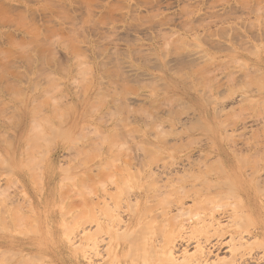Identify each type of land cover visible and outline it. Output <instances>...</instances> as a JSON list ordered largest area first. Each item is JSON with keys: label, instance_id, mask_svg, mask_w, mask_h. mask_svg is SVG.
Returning <instances> with one entry per match:
<instances>
[{"label": "rangeland", "instance_id": "rangeland-1", "mask_svg": "<svg viewBox=\"0 0 264 264\" xmlns=\"http://www.w3.org/2000/svg\"><path fill=\"white\" fill-rule=\"evenodd\" d=\"M159 222L264 264V0H0V264H142Z\"/></svg>", "mask_w": 264, "mask_h": 264}, {"label": "bare ground", "instance_id": "bare-ground-1", "mask_svg": "<svg viewBox=\"0 0 264 264\" xmlns=\"http://www.w3.org/2000/svg\"><path fill=\"white\" fill-rule=\"evenodd\" d=\"M241 126H243V125H241ZM245 128H246V127H245ZM242 130H243V129H242ZM244 130H245V129H244ZM175 173H176V171H175ZM168 174H169V173H168ZM238 174H239V173H238ZM241 175H242V174H241ZM245 175H248V174H245ZM251 175H253V174H251ZM197 177H198V176H197ZM234 177H236V176H234ZM242 177H243V176H242ZM237 178H239V177H237ZM247 178H248V177H247ZM195 180H197V179H195ZM235 180H236V179H235ZM257 180H258V179H257ZM209 183H210V182H209ZM216 183H217V182H216ZM115 188H117V189H115ZM179 188H180V187H179ZM181 188H182V187H181ZM181 188H180V189H181ZM183 188H184V187H183ZM114 189H115V190H118V187L116 186V187H114ZM184 189H185V188H184ZM184 189H183L182 191H184ZM104 190H105V189H104ZM110 191H111V190H110ZM182 191H181V192H182ZM112 192H113V191H112ZM108 193H109V191H108ZM109 194H112V193H109ZM113 194H114V193H113ZM113 194H112L111 196H115V197H112V199L115 200L114 203L116 202L117 199H118V202H116V204H114V206H112V208H113V207L116 208L117 203H119V202L121 201V200H119V196H118L117 198H116V196L119 195L120 193H119V194L116 193L117 195H116V194L113 195ZM127 194H128V192H127ZM179 194H183V195H184L183 192H182V193H178V195H179ZM105 195H106V194H105ZM105 195H104V196H105ZM107 195H108V194H107ZM123 195H125V194L123 193ZM175 195H176V194H175ZM126 196L128 197V195H126ZM129 196H130V195H129ZM131 196H132V195H131ZM109 197H110V196H109ZM109 197L107 196V198H109ZM134 197H135V196H134ZM182 197H185V195L182 196ZM182 197H181V198H182ZM130 198H131V197H130ZM130 198H129V199H130ZM175 198H176V197H175ZM181 198L179 197L178 199L181 201ZM120 199H121V198H120ZM129 199H128V203H129L128 208H129V206L131 205V202H129ZM131 199H132V198H131ZM178 199H174V201H175V200H178ZM104 200H105V199H104ZM109 200H110V199H109ZM109 200H108V202L105 200V202L108 204V203H109ZM111 201H112V200H111ZM122 201H123V199H122ZM132 201H133V200H132ZM135 201H136V199H135ZM146 201H147V200H146ZM133 202H134V201H133ZM148 202H149V200L147 201V203H148ZM172 202H173V201H172ZM106 203H105V204H106ZM110 203H112V202H110ZM120 203H121V202H120ZM135 203H136V202H135ZM135 203H133V205L130 207V211H132V210H131L132 207H134V206L137 204V203H136V204H135ZM140 203H141V202H140ZM147 203H146V204H147ZM173 203H174V202H173ZM173 203H172V204H173ZM105 204H104V206H108L107 204H106V205H105ZM121 204H122V203H121ZM123 204H124V202H123ZM134 204H135V205H134ZM172 204H171V205H172ZM176 204H177V201H176ZM240 204H241V203H240ZM111 205H112V204H111ZM137 205H138V204H137ZM144 205H145V204H144ZM109 206H110V205H109ZM123 206H124V205H123ZM145 206H146V205H145ZM177 206H180V205H179V202H178ZM181 206H182V202H181ZM183 206H184V205H183ZM183 206H182V207H183ZM148 207H149V206H147V208H148ZM174 207H176V205H175ZM240 207H241V206H240ZM112 208H111V209H112ZM139 208H140V207H139ZM169 208H170V207H169ZM169 208H168V209H169ZM176 208H178V207H176ZM241 208H242V207H241ZM106 209H107V210H106ZM111 209H110V211H111ZM142 209L144 210V208H142ZM145 209H146V208H145ZM150 209H151V208H150ZM172 209H173V207H172ZM180 209H181V207H180ZM180 209H179V212H178V210H175V211L178 212V213H180L179 216L181 217V215H182L181 212L184 213V211H181V212H180ZM105 210L108 212V211H109V207H107V208L105 207V208H104V211H105ZM114 210H115V209H114ZM128 210H129V209H128ZM143 210H142V211H143ZM151 210H152V209H151ZM184 210H186L185 212H187L188 209H184ZM117 211H118V210H116V213H117ZM130 211H129V212H130ZM133 211H135L134 208H133ZM133 211H132V213H133ZM142 211H141V212H142ZM146 211H147V210H146ZM164 211H165V210H164ZM149 212H150V210H149ZM149 212L147 211L146 214H147V215L150 214ZM105 213H106V212H104V214H105ZM114 213H115V212H114ZM116 213H115V214H116ZM143 213H144V215H146V214H145V211H143ZM163 213H164V212H163ZM167 213H168V211H167ZM174 213H175V212H174ZM178 213H175V215H174L173 217H172L173 214L171 213V214H172L171 217H172V220H173V221H174L176 215H177L176 217H178ZM109 214H110V213H109ZM109 214H107V215L110 216ZM112 214H113V212H112ZM157 214H158V213H157ZM184 214L186 215L187 213H184ZM184 214H183V215H184ZM105 215H106V214H105ZM105 215H104V216H105ZM107 215L105 216L106 219L104 218V237L108 235V239H109V237L112 238V237L114 236V233L117 232V231L119 230V229H115L117 226H119V225H116V223L119 224V222H120V224H121L122 222H121V219H120V220H117V221H119V222H117L116 220L114 221V219H118V218H116V217H115V218H109ZM117 215H118V213H117ZM117 215H116V216H117ZM150 215H151V214H150ZM158 215H159V214H158ZM183 215H182V217H184ZM139 216H143V214L141 213V215H139ZM152 216H153L152 218H151V216H150L151 219H150V220H147V222L149 221V222L152 223L151 220H153V222H154V219H155L157 216H156V217H155V215H152ZM159 216L162 217L163 214H161V215H159ZM164 216H166V215H164ZM186 216H187V215H186ZM210 216H211V215H210ZM117 217H118V216H117ZM171 217H170V218H167V219L169 220V223H170V221H171ZM128 218H129V217H128ZM157 218H159V217H157ZM178 218H179V217H178ZM123 219H124V218H123ZM123 219H122V220H123ZM140 219H141V217H140V218L138 217V221H139ZM176 219H177V218H176ZM142 220H143V219H142ZM163 220L166 221L165 218H163ZM168 220H167V221H168ZM184 220H185V219H184ZM188 220H189V219H188ZM190 220H191V219H190ZM197 220H199V218H198ZM201 220H203V218H201ZM201 220H200V221H201ZM205 220H206V219H205ZM207 220H208V219H207ZM209 220H210V218H209ZM209 220H208V221H209ZM133 221H135V220H130V223H129L127 226H125L126 229H127V232H124V233H127V234H128V235H126L127 237H128L129 235H130V236L132 235V236L134 237V235L132 234L133 232H131V229H133V227H134ZM160 221H161V220H160ZM165 221H162V222H165ZM167 221H166V223H163V225H164V224H167ZM208 221L206 222V221L203 220V221H202L203 223L201 222V224H202V225L204 224V226H205V224H207ZM212 221H213V219H212ZM114 222H116V223H114ZM175 222H177V221L175 220ZM175 222H174V224H175ZM180 222H181V221H180ZM183 222H184V221H182L181 224H183ZM195 222H196V221H195ZM204 222H205V223H204ZM210 222H211V221H210ZM210 222H209V223H210ZM123 223H124V222H123ZM172 223H173V222H172ZM172 223H171V224H172ZM188 223H189V222H188ZM209 223H208L207 225H209ZM217 223H218V222H217ZM124 224H125V223H124ZM149 224H150V223H149ZM153 224H154V223H153ZM174 224H173V225H174ZM181 224H178V226H176V227H178V228H176L175 231H177L178 229H181V226H182L183 233H184V230H185V232H186L187 230L184 229V226L181 225ZM191 224H192V223H191ZM214 224H215V222H214ZM158 225L161 226L160 222L156 225V228H157V229L159 228V229H158L159 232L157 233V236H158V234H160V236H158V237L160 238V241L163 240V239H165L166 241H162V243H163V242H164V243L161 244V242L159 241L158 237H157V238L155 237V240L158 239L157 242L161 244V245H159L157 242H155L154 240H152V239H150V238L148 237L149 240H150V243H149V246H148V247H149V250H148V251H147V250H144V249L146 248V246H145V248L143 247V246L145 245V242H141L140 237H138L139 239L137 238V240H136L135 238L131 237V239L136 240L137 242H141V243H143V244H141V245H143V246H142L143 248L141 247V248H142V249H141V252L144 251V257L146 256V258L143 257V254H142V255L140 254V255H141V256H140V260L143 258L142 260L144 261V262L141 261L140 263H142V264H143V263H145V264H163V263H165V264H181V263H182V264H183V260H182V258H183L184 261L186 260V264H193V263L195 264V263L197 262L196 257L198 256V253H197V256H196V257H195V255L193 256V253H192L191 255L185 253V252L187 251V250H186V246L183 247V248H185V250H186L185 252H183L184 250L182 251L183 248H182V249L180 248L181 250H180L179 254L181 253V257H182V258H181V261H182V262H181V263H180V262L177 263V262H178V261L176 260L177 258L175 259L174 256H175V253L177 252V249H178V248H177L176 251H175V247H176V246L174 245L175 243H174V244L172 243L173 240L170 241L171 236H170V238H168V237H166V238H161V235H162V233L164 232V230H163V232H162V231L160 232V228H162V227H160V226L157 227ZM163 225H162V226H163ZM173 225H172V226H173ZM176 225H177V224H176ZM179 225H180V226H179ZM207 225H206V226H207ZM114 226H116V227H114ZM137 226H138V225H137ZM172 226L170 225L169 228L172 227ZM197 226H200V223H199ZM197 226H196V227H197ZM206 226H205V227H206ZM210 226H211V223H210ZM210 226H209V228H208V226H207L206 228H204V227H202V226H201V227L204 228V230L208 229L207 231L210 232V231H209ZM121 227H122V226H121ZM125 227H124V229H125ZM164 227H165V225L163 226V229H164ZM167 227H168V226H167ZM185 227H186V226H185ZM196 227H195V228H196ZM117 228H119V227H117ZM174 228H175V227H174ZM191 228L193 229V227H191ZM199 228H200V227H199ZM202 228H200L199 231H201ZM215 228H216V227H215ZM124 229H123V230H124ZM135 229H137V227H136ZM135 229H134V231H135ZM147 229H148V228H146V230H147ZM150 229L152 230V227L149 228V230H150ZM157 229H156V232L158 231ZM166 229L168 230V228H166ZM170 229H172V228H170ZM211 229H212V228H211ZM213 229H214V228H213ZM217 229H218V228H217ZM217 229H214V231H216ZM123 230H120V233H119V234H121V233H122L121 231H123ZM138 230H139V229H138ZM138 230H137V232H138ZM144 230H145V229H144ZM193 230H194V229H193ZM195 230H196V229H195ZM129 231H130V233H128ZM153 231H154V230H153ZM153 231H152V234L155 233V231H154V232H153ZM170 231H171V230H170ZM178 231H179V230H178ZM178 231H177V233H178ZM188 231H189V233H190V229H189ZM211 231H212V230H211ZM214 231H213V232H214ZM217 231H218V230H217ZM217 231H216V233H217ZM173 232H174V231H173ZM194 232H196V231H193V233H194ZM202 232H203V231H202ZM202 232H200V233L202 234ZM117 233H118V232H117ZM134 233H135V235H136V232H134ZM141 233L143 234V233H145V232H141ZM148 233H149V232H148ZM167 233H168V232L166 231V233H165L166 235H165V236H169V235H167ZM170 233H171V232H169L168 234H170ZM175 233H176V232H175ZM175 233L173 234V236L178 235V234L175 235ZM180 233H181V230H180ZM180 233H179V236H180ZM189 233H188V234H189ZM200 233H199V234H200ZM204 233H205V231H204ZM90 234H91V233H90ZM115 234H116V233H115ZM119 234H118V235H119ZM149 234H151V233H149ZM149 234L145 233V235H148V236H149ZM181 234H182V233H181ZM83 235H84V234H83ZM85 235H86V236H84V237H86V238L89 237V236H87V234H85ZM91 235H92V234H91ZM124 235H125V234H124ZM124 235H122V236H124ZM153 235H154V234H153ZM155 235H156V234H155ZM155 235H154V236H155ZM182 235H183V234H182ZM184 235H187V234L184 233ZM189 235L193 238V236H192V232H191V234H189ZM189 235H188V236H189ZM205 235H207V234L205 233ZM119 236H121V235H119ZM119 236H118V238H119ZM122 236H121V237H122ZM126 236L124 237L125 239H126ZM130 236H129V239H128V240H129V244H130V245L128 244L129 248H130L131 244L134 243L133 241H132L133 243L131 242V240H130ZM151 236H152V235H150V237H151ZM188 236H186V237H188ZM90 237H91V236H90ZM90 237H89V238H90ZM116 237H117V236H116ZM162 237H163V236H162ZM177 237H178V236H177ZM118 238H117V239H118ZM142 238L145 239V237H142ZM151 238H153V236H152ZM167 238H168V239H167ZM181 238H182V237H181ZM184 238H185V237H184ZM184 238H182V239L184 240ZM105 239H106V238H105ZM115 239H116V238H115ZM117 239H116V240H117ZM120 239H122V238H120ZM144 239H143V241H146V240H144ZM146 239H147V238H146ZM177 239H178V238H177ZM186 239H187V238H186ZM188 239H189V238H188ZM194 239L197 241L196 237H194ZM80 240H81V239H80ZM86 240H87V239H86ZM118 240H119V239H118ZM138 240H140V241H138ZM151 240H152V241H151ZM167 240H168V241H167ZM174 240H176V238H175ZM179 240H180V239H179ZM191 240H192V239H191ZM195 240H194V241H195ZM112 241H113V240H112ZM114 241H115V240H114ZM104 242H105V244H107L106 241H104ZM107 242H108V240H107ZM126 242H127V240H126ZM137 242H136V243H137ZM179 242H181V241H179ZM184 242H185V241H184ZM136 243H134V244H136ZM147 243H148V242H147ZM156 243H157V244H156ZM177 243H178V242H177ZM187 243H188V240H187L186 244H187ZM189 243H190V240H189ZM197 243H200V242L198 241ZM80 244H81V243H80ZM108 244H109V242H108ZM138 244H139V243H138ZM184 244H185V243H184ZM186 244H185V245H186ZM92 245H93V244H92ZM136 245H137V244H136ZM139 245H140V244H139ZM197 245H198V244H197ZM200 245H201V244H200ZM78 246H79V245H77V247H78ZM106 246H107V245H106ZM106 246H104V247H106ZM110 246H111V245H110ZM193 246H194V244H193ZM132 247H134V249H136V246H133V245H132ZM132 247H131V248H132ZM200 247H201V246H200ZM200 247L198 248V250L201 249ZM214 247H215V245H214ZM131 248H130V249H131ZM137 248H140V247H138V245H137ZM216 248H217V247H216ZM216 248H215V249H216ZM104 249H106V248H104ZM107 249H108V248H107ZM116 249H117V248H116ZM132 249H133V248H132ZM134 249H133V251H135ZM146 249H147V248H146ZM202 249H203V248H202ZM202 249H201V250H202ZM121 250H122V249H121ZM136 250H137V249H136ZM138 250H139V249H138ZM198 250H197V251H198ZM203 250H204V249H203ZM106 251H107V250H104V252H105L104 254L107 255V252H106ZM115 251H116V250H115ZM123 251H124V250H123ZM123 251H122V252H123ZM129 251H131V250H128V252H129ZM178 251H179V250H178ZM197 251H196V252H197ZM204 251H205V250H204ZM112 252H113V251H112ZM141 252H140V253H141ZM174 252H175V253H174ZM182 252H183L185 255L187 254V255H189V256L186 255L187 258L184 257L185 255L182 254ZM196 252H195V253H196ZM202 252H203V251H202ZM118 253H119V251H118ZM120 253H121V252H120ZM177 253H178V252H177ZM199 253H200V255L203 254V253H201V252H199ZM209 253H210V251H209L207 254H206V252H204L205 255H208ZM110 254H111V253H110ZM122 254H123V253H122ZM128 254H129V253H128ZM128 254H127V255H128ZM130 254L133 255L131 252H130ZM130 254H129L128 256H131ZM179 254H177L176 256H178ZM183 255H184V256H183ZM205 255H202V256H205ZM108 256H109V255H108ZM114 256L118 258L119 255L116 253V254H114ZM202 256H200V258H201ZM25 257H26V256H25ZM121 257H122V256H121ZM123 257H124V255H123ZM108 258H109V257H108ZM113 258H114V257H113ZM126 258L129 259V257H126ZM133 258L135 259L134 256H132V259H133ZM44 259H45V258H44ZM105 259H106V257H105ZM122 259H123V258H122ZM134 259H133V260H134ZM178 259H180V258H178ZM201 259H203V261H202ZM201 259H200V260L203 262L202 264L206 263V262H204L205 259H206V257H205V258H201ZM250 259H251V257L248 258L247 261H249ZM23 260H24V259H23ZM25 260H26V259H25ZM41 260H42V259H41ZM112 260H113V259H112ZM114 260H115V259H114ZM133 260L130 262L131 264H132L133 262H136V261H135L136 259H135L134 261H133ZM198 260H199V258H198ZM103 261H104V260H103ZM116 261H117V260H116ZM159 261H161V262H159ZM232 261H233V260H232ZM107 262H108V261H107ZM233 262H235V261H233ZM233 262L230 263V264H233ZM105 263H106V262H105ZM111 263H112V262H111ZM136 263H137V262H136ZM199 263H200V261H199ZM207 263H208V262H207ZM207 263H206V264H207ZM39 264H41V263H39ZM102 264H103V262H102ZM133 264H134V263H133ZM184 264H185V262H184ZM197 264H198V263H197ZM234 264H235V263H234ZM237 264H238V263H237Z\"/></svg>", "mask_w": 264, "mask_h": 264}]
</instances>
